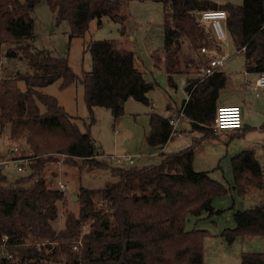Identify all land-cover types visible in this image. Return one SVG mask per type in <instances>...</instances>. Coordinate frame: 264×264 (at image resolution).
<instances>
[{"label": "trees", "instance_id": "16d2710c", "mask_svg": "<svg viewBox=\"0 0 264 264\" xmlns=\"http://www.w3.org/2000/svg\"><path fill=\"white\" fill-rule=\"evenodd\" d=\"M42 1L55 14L57 24L69 23L72 40L84 38L92 20L101 26L104 17L119 23L121 37L126 36L124 9L132 0H0V134L8 128L11 139H26L29 154L24 158L30 172L5 185L7 176L0 167V264H205V239L210 234L188 231L187 219L204 212L221 213L212 203L228 189L208 172H195L193 162L196 148L217 137L212 129L216 103L229 79L222 69L203 81L198 78L216 56L201 50H222L198 15L226 11L227 33L236 51L243 54L244 72L259 75L264 73V0H243L240 6L212 0H139L164 7L163 67L171 87L177 89L175 78L186 74L180 58L185 44L195 56L185 64L197 74L187 78L188 98L181 113L190 119V131L202 134L178 152L161 153L159 165L141 168L116 165L99 150L89 131L81 132L58 99L40 89L61 81L64 90L79 82L91 125L97 107L110 110L116 120L124 115L130 99L153 108L148 94L157 83L147 82L135 67L134 52L120 40L91 43L92 71L80 77L67 58L38 49L33 13ZM4 59L25 63L26 70L4 76ZM19 82L26 84L25 91ZM169 120L149 113L148 146L167 145L176 133ZM60 157L64 163L83 161L90 171L107 170L113 181L98 190L80 187L78 217L66 213L64 228L56 231L54 223L60 208L68 206V196L60 188L63 183L54 188L47 182L45 170L49 164L60 163ZM232 170L240 197L264 191V168L255 150L232 157ZM96 195L102 200L100 207L94 201ZM234 220L235 227L219 236L227 244L238 238H264V200L237 211ZM240 264H264V253L243 252Z\"/></svg>", "mask_w": 264, "mask_h": 264}, {"label": "rangeland", "instance_id": "374dc122", "mask_svg": "<svg viewBox=\"0 0 264 264\" xmlns=\"http://www.w3.org/2000/svg\"><path fill=\"white\" fill-rule=\"evenodd\" d=\"M212 1L218 4L230 3L237 6L243 3V0ZM124 13L127 18L126 36L122 37L121 43L134 52L135 67L143 72L147 82L157 83L158 85L148 94L153 108L130 99L125 104L124 115L116 120L110 110L97 107L93 110L95 122L90 125V113L84 101L83 86L79 82L61 90V81H57L40 89V91L57 98L59 103L79 125L81 132L89 131L96 142V146L105 155L117 158L130 156L134 160V164H129L125 161L122 164L115 162L116 165L122 167L136 166L139 168L159 165L162 162L161 153L178 152L190 146L202 134L197 131L184 133L182 139L185 138L186 143L189 145L179 146V149L176 148V145L150 147L146 144L145 138L149 132L150 111L153 110L160 115L167 116L169 115L167 105L181 106L186 95L181 89L176 90L169 85L168 76L162 68L164 64L162 49L165 44L163 5L153 1L132 0L124 9ZM33 17L37 35L35 46L38 49L49 50L55 56L67 58L74 73L79 77L85 72L92 71V57L89 48L91 43L100 40H120L121 37V25L113 22L108 17H104L101 26L97 24V20L90 22L89 30L84 38L70 40L69 23L64 21L57 24L55 14L45 1L37 4ZM222 51L223 55L226 56V63L222 70L229 79V86L220 93L219 101H221L217 103V106L241 102L242 95L235 93L232 87L234 85H244V57L242 53L236 51L228 33L226 44L222 45ZM192 56L195 57L189 49V45L185 44L180 53L181 69L186 72L185 78H191L197 74L193 69L187 70L185 66L188 57ZM156 57L160 59L159 63L156 62L159 66H156ZM3 69L4 76L13 72H24L26 64L4 59ZM179 79L180 77L175 78L176 84L179 83ZM19 87L22 91L26 90L24 82H19ZM40 108L41 112L45 111L42 105H40ZM247 113L252 118H250L252 123L264 121V117L258 118V115L251 112L250 109H248ZM242 115H244V112H242ZM216 136L196 148L193 169L195 172H208L213 180L228 189L227 194L216 196L212 203L214 210L222 212L212 216L208 212H204L201 217L189 215L186 229L188 231L203 230L210 234L211 239L207 241V252L205 249V264H240L243 252L264 253V238L245 240L238 238L235 246H233L234 244L229 245L226 243L227 245L222 247L217 245L221 241L218 238H220L219 236L225 229H233L235 227L234 214L237 211L251 209L255 205L262 203L264 191L254 190L247 197H240L234 189L232 157L243 150L253 149L256 151V155L264 168V130L260 127L245 131L224 130L218 132ZM182 139H176L175 142L181 143L183 142L181 141ZM2 147H4V150ZM14 147H18L19 151L15 152L13 150ZM0 149H2L0 151L1 159L4 160L19 156L20 153H23V155L29 154L26 139H11L8 128L1 134ZM2 170L7 176L5 185L13 184L21 177L30 174L27 169L19 172L13 164L6 165ZM45 172L47 182L54 188L63 183L66 186L64 191L68 196V206L60 208L59 218L54 223L56 231H59L62 227L64 228L66 213L70 212L75 217H78L79 199L76 201L73 199L74 196H77L76 194L80 187L84 186L98 190L104 187L107 182L113 181L107 170L90 171L87 168V164L83 161L74 160L64 163L63 157H60V163L49 164ZM94 201L97 207L102 206V200L99 195L95 196ZM88 230L89 228L85 229L86 232ZM211 243L215 245H210ZM224 249H227L228 253H224Z\"/></svg>", "mask_w": 264, "mask_h": 264}, {"label": "built area", "instance_id": "2783aa9c", "mask_svg": "<svg viewBox=\"0 0 264 264\" xmlns=\"http://www.w3.org/2000/svg\"><path fill=\"white\" fill-rule=\"evenodd\" d=\"M201 19L203 23L208 25L209 30L216 41V43L226 44L227 41V29H226V22L228 18V14L224 10H217V11H207L201 14ZM204 54H214L217 56L215 50L211 51L208 48H203L201 50ZM214 57L208 64V66L203 67L198 74V78L203 81L204 79L214 75L215 73L219 72L225 65L226 56H218ZM181 85H187V79L183 78L180 80ZM249 85L248 82H246ZM264 88V73L259 74L254 86H250V89L256 93L258 97L260 95L259 90ZM186 93V91H185ZM187 98H188V93ZM178 119H170L169 122L176 128L178 124ZM243 128V119H242V109L239 106H228L222 105L216 108L214 123L212 125V129L215 133L222 132L224 130H240ZM1 137V134H0ZM4 150V147H2ZM9 149V148H8ZM2 149H0L1 151ZM13 150L18 152V147H14ZM25 155L20 153L19 156L10 159H1L0 156V167L3 168L6 165L13 164L19 172L24 171L28 168V159L24 158ZM109 157L116 163L122 164L123 162H127L129 164H133L134 160L130 156H121L120 158L106 156ZM61 189H65L66 187L63 184H60Z\"/></svg>", "mask_w": 264, "mask_h": 264}, {"label": "crops", "instance_id": "0c3cea01", "mask_svg": "<svg viewBox=\"0 0 264 264\" xmlns=\"http://www.w3.org/2000/svg\"><path fill=\"white\" fill-rule=\"evenodd\" d=\"M120 41H122V37H120ZM217 56H224L223 55V51L221 50V52L217 53ZM162 68L164 70L163 65H162ZM257 77H258L257 74H247V73L244 72V76H243V79H244V83L243 84L244 85L240 84V85H234L232 87L235 93L242 95V101L241 102H235L234 104L228 105V106H239L242 109V112H244V115H242L243 131L249 130V129H257L259 127L264 130V121H260V123H256V122L252 123V121L250 120L251 117L247 113L248 109H250L251 112H254V113H256L258 115V118L264 117V88H261L259 90L260 95L258 97L256 96V93L253 90L250 89V86H254L255 85ZM183 78H185V76L180 77L179 80H181ZM185 79H187V78H185ZM246 82H248L249 85H247ZM176 85H177V89L176 90L181 89L184 92V94L186 95V97L183 99V102H184V100H187V94L185 93V87L186 86L181 85L180 81ZM228 86L229 85L227 83L226 88ZM222 91H221V93H222ZM220 101H219V98H218L217 103L220 102ZM183 102H182L181 106H178V105H174L173 106V104H168L167 106H168V110H169L168 111L169 115H167V116H165V115L163 116L162 115L163 117H165L167 119L175 118V119L179 120L178 124L176 126V133L173 135V137L167 143V145H166L167 147L171 146V145H176L177 146L176 148L179 149L180 148L179 146H184V145L186 146V144L189 145L188 143H186V139L185 138L182 139V137L184 136V133L191 132L190 131V129H191V121H190V119H188L185 115H183L181 113ZM219 106H222V105H219ZM151 112H155V111L151 110L150 113ZM257 124H260V125H257ZM23 139H25V138H23ZM176 139H182L181 141H183V142L177 143V142H175ZM209 239H211V237H208L207 239H205V249L207 247V243H208L207 241ZM218 239H219V241L220 240L221 241L218 242L217 245H220L221 247L224 246V245H227L224 240H222L221 238H218ZM233 244H234L233 246H235L236 241ZM210 245H215V244L211 243ZM206 252H207V249H206ZM223 252L224 253H228V250L224 249ZM206 258H207V254H206Z\"/></svg>", "mask_w": 264, "mask_h": 264}, {"label": "water", "instance_id": "95a60500", "mask_svg": "<svg viewBox=\"0 0 264 264\" xmlns=\"http://www.w3.org/2000/svg\"><path fill=\"white\" fill-rule=\"evenodd\" d=\"M201 14L198 15V18L201 19ZM74 200L76 201L77 200V196H74Z\"/></svg>", "mask_w": 264, "mask_h": 264}]
</instances>
